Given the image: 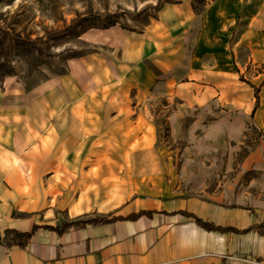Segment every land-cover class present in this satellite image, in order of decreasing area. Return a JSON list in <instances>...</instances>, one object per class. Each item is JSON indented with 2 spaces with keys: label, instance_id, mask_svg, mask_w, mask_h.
<instances>
[{
  "label": "rangeland",
  "instance_id": "1",
  "mask_svg": "<svg viewBox=\"0 0 264 264\" xmlns=\"http://www.w3.org/2000/svg\"><path fill=\"white\" fill-rule=\"evenodd\" d=\"M184 2L187 19L163 14ZM208 2L0 0V80L6 92L17 89L19 110L66 106L65 127H50L57 139L64 130L66 142L53 147L65 153L66 167L103 171L93 191L113 194L114 202L155 199L195 212L203 200L210 203L206 219L215 223L239 225L250 214L262 221L264 0H218L207 13L196 12ZM145 28L148 47L139 63L121 68L118 81L95 71L99 52L112 55L116 68L120 62L119 46L101 42L106 30ZM77 104L101 106L96 125L69 121ZM58 114L50 112V121ZM240 261L264 264L263 251Z\"/></svg>",
  "mask_w": 264,
  "mask_h": 264
},
{
  "label": "crops",
  "instance_id": "2",
  "mask_svg": "<svg viewBox=\"0 0 264 264\" xmlns=\"http://www.w3.org/2000/svg\"><path fill=\"white\" fill-rule=\"evenodd\" d=\"M217 1L208 3L204 11L207 13ZM163 14L171 15L175 20L187 19L191 8L184 2L168 6ZM156 26L154 31L159 29ZM106 31L105 41L101 42L108 41L112 50L119 46L122 50L120 62L116 68L112 55L99 52L98 57H92L100 65L95 71L118 81L121 68L143 59L149 31L146 28L142 34H127L114 29ZM110 88L105 87L106 90ZM5 90L8 89H3L0 80V239L6 230L30 232L35 225L60 229L67 223L125 218L139 211H150L152 216L86 225L81 229L70 228L62 234L39 228L24 249L0 244V264H240L242 257L252 259L259 251L264 255V239L255 232L242 236L207 233L192 219L173 213L185 210L216 225L237 229L264 222L256 221L253 214L241 215L239 225L220 224L206 219V210L210 206L207 201H195L199 207L195 212L186 204L170 205L155 199L132 198L127 204L122 200L114 202L113 194L105 197L93 191L92 187L98 182L96 177L103 171L92 167H66L63 162L65 153L53 147L55 143L66 142L64 130L58 131L64 132L63 139L50 135L51 125L65 127L66 106L51 109L46 104L37 105V109L24 110L22 107L19 110L21 107L13 100L18 95L17 89H13L15 93ZM100 107L73 105L68 110L69 121L77 128L96 125V111ZM126 108H118L116 112L122 110L124 113ZM34 110L37 116L41 113L40 120L30 115L29 111ZM19 112L23 115L21 119L18 118ZM50 112L63 114L50 121ZM112 199L111 203L101 201ZM237 209L251 212L246 208ZM233 211L235 207L228 209L229 214L236 216L231 213Z\"/></svg>",
  "mask_w": 264,
  "mask_h": 264
},
{
  "label": "trees",
  "instance_id": "3",
  "mask_svg": "<svg viewBox=\"0 0 264 264\" xmlns=\"http://www.w3.org/2000/svg\"><path fill=\"white\" fill-rule=\"evenodd\" d=\"M199 1L203 2L204 0H199ZM208 1L211 2L214 0H208ZM205 8H206V4H204L203 7L201 9L197 10L196 12L201 13L205 10ZM173 214H178V215L183 216L185 218L192 219L194 221V224L197 227H199L200 229H202L203 231H205L207 233L232 234V235H237V236L241 235L242 236V235H247L250 232H255L261 238L264 239V222L255 223V224L248 226L246 228H243V229H237V228L230 227V226L216 225L212 222H208L206 220H203V219L195 216L193 213H190V212L185 211V210L184 211H178V212L173 213ZM143 216L150 218L152 216V212H150V211H139L138 213L130 214L125 218L113 217L111 219L102 218V219H92V220H87V221H76V222L64 224V225H62V227L60 229L54 228L51 226H46V225H44V226H36L35 225L32 227L30 232H24L23 233V232H18V231H14V230H6L4 232L3 238L0 239V244L6 245L7 247H13L14 246V247H18L20 249H24L28 245L31 237L35 234V232L39 228L49 230V231H54L58 234H62L63 232H66L70 228L81 229V228H84L86 225L95 226V225L109 224V223H113L116 221H123V220L133 221V220H137Z\"/></svg>",
  "mask_w": 264,
  "mask_h": 264
}]
</instances>
